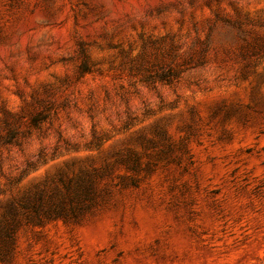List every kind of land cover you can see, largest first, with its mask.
Instances as JSON below:
<instances>
[{"label": "rangeland", "instance_id": "1", "mask_svg": "<svg viewBox=\"0 0 264 264\" xmlns=\"http://www.w3.org/2000/svg\"><path fill=\"white\" fill-rule=\"evenodd\" d=\"M208 36L179 84L129 86L140 38L177 63ZM242 38L264 40V0H0V134L49 114L0 147V264H264V57ZM26 194L65 212L14 217Z\"/></svg>", "mask_w": 264, "mask_h": 264}, {"label": "trees", "instance_id": "2", "mask_svg": "<svg viewBox=\"0 0 264 264\" xmlns=\"http://www.w3.org/2000/svg\"><path fill=\"white\" fill-rule=\"evenodd\" d=\"M241 30L240 25L235 26ZM243 32V31H240ZM243 34V33H242ZM141 39V51L135 58H130V52H121L122 61L120 66L123 68L128 78L130 79L129 86L135 88L137 83H140L149 88H155L158 84L173 87L182 79L184 73L205 66L208 63L207 53L209 46V36L206 41L202 43L200 50L194 55H188L182 58L180 62L176 63L177 54L176 47L173 44V40L170 39L168 49L162 46V43L166 42V39L161 41L143 40ZM245 43L242 50H249L251 55L257 59L264 57V40H254L253 43L247 42L245 38H242ZM149 50L156 51V53L164 54L167 60H149ZM164 50V52H162ZM160 51V52H159ZM78 55L80 58V64L78 66V76L84 77L85 75L92 74L94 72L89 62L88 51L83 43L79 44ZM243 56V54H242ZM135 93V92H134ZM120 97L124 99V94L120 93ZM48 112L43 111L32 115L27 122L21 124L24 119L20 115H7L3 120L4 134H0V147L21 145V139L29 136L33 133V130L40 129L42 123L48 119ZM24 127V129H22ZM47 211L42 215L43 209ZM76 208H71V212L74 213ZM65 212L63 206L46 207L44 198L42 195H25L22 201L15 204L14 217H21L32 223L42 224L45 220L57 219ZM11 226H6V231H10Z\"/></svg>", "mask_w": 264, "mask_h": 264}, {"label": "water", "instance_id": "3", "mask_svg": "<svg viewBox=\"0 0 264 264\" xmlns=\"http://www.w3.org/2000/svg\"><path fill=\"white\" fill-rule=\"evenodd\" d=\"M76 162V160H69V161H65V162H58V163H55L51 166V169H48L46 174L47 176L50 175V174H54L56 172H59L60 169L62 168H66V167H69V166H72V163ZM41 178L40 177H35L34 178V181H37V180H40Z\"/></svg>", "mask_w": 264, "mask_h": 264}, {"label": "bare ground", "instance_id": "4", "mask_svg": "<svg viewBox=\"0 0 264 264\" xmlns=\"http://www.w3.org/2000/svg\"><path fill=\"white\" fill-rule=\"evenodd\" d=\"M52 166V165H51ZM51 166H49L46 170L51 169Z\"/></svg>", "mask_w": 264, "mask_h": 264}]
</instances>
